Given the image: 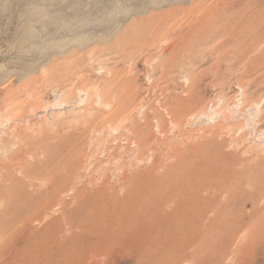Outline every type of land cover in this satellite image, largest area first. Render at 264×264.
<instances>
[{
    "label": "rangeland",
    "instance_id": "1",
    "mask_svg": "<svg viewBox=\"0 0 264 264\" xmlns=\"http://www.w3.org/2000/svg\"><path fill=\"white\" fill-rule=\"evenodd\" d=\"M3 242L0 264H264V0H0Z\"/></svg>",
    "mask_w": 264,
    "mask_h": 264
},
{
    "label": "bare ground",
    "instance_id": "2",
    "mask_svg": "<svg viewBox=\"0 0 264 264\" xmlns=\"http://www.w3.org/2000/svg\"><path fill=\"white\" fill-rule=\"evenodd\" d=\"M155 31H156V29H155ZM159 32V31H158ZM181 106V105H180ZM118 110H120V108L119 107H117V109H116V111L115 112H117L118 113ZM182 113H183V111H182V108L180 107H177V109H171V114H172V116H173V118H175V120L177 119V118H179L181 115H182ZM106 121V120H105ZM178 128V127H177ZM146 142H147V144H148V141L146 140ZM145 142V143H146ZM149 143H151V142H149ZM147 144H145V145H147ZM148 146H150V145H147V147ZM160 146V145H159ZM144 146H142L141 145V148H143ZM145 148V147H144ZM161 148V147H160ZM139 149V148H138ZM150 149V148H149ZM151 150V149H150ZM175 150V149H174ZM157 162H159V161H157ZM158 164H160V163H158ZM127 176V175H126ZM123 179H125V177L123 178ZM127 179V178H126ZM138 180V179H137ZM123 181V180H122ZM125 181V180H124ZM56 194H58V192H56ZM53 203H54V199H51V201L50 202H48L46 205H45V207H43V211H44V213L46 214V215H49L50 214V211H51V207L53 206ZM2 234H4L3 233V231H2ZM113 238V237H112ZM115 239V238H114ZM109 241V240H108ZM107 241V242H108ZM125 241V240H124ZM123 241V242H124ZM114 242V241H113ZM122 242V243H123ZM117 243V242H116ZM121 243V242H120ZM127 244V243H126ZM111 245H112V242H111ZM113 245H116V244H113ZM120 246H121V244H119ZM128 245V244H127ZM117 246V245H116ZM119 246V250H121V247ZM106 247H107V245H106ZM105 247V248H106ZM114 247V246H113ZM118 247V246H117ZM124 248V247H123ZM107 249V248H106ZM5 243L3 242V244H2V246H1V248H0V253H4L5 252ZM116 250V249H115ZM100 251V250H99ZM98 251V252H99ZM105 251V250H104ZM101 252V251H100ZM105 252H107L108 254L111 252H114V251H112V249H111V251H110V247H109V252L106 250ZM105 252H103L104 254H106ZM116 252V251H115ZM119 252V251H118ZM97 253V252H96ZM98 254V253H97ZM114 255V254H113ZM112 255V256H113ZM116 255H117V253H116ZM103 256H105V255H103ZM107 256V255H106ZM92 257V256H91ZM108 257H111V254H110V256L108 255ZM84 262H86V261H84ZM86 264V263H85Z\"/></svg>",
    "mask_w": 264,
    "mask_h": 264
}]
</instances>
